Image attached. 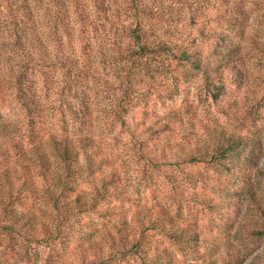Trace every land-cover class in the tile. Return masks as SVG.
<instances>
[{"label": "trees", "instance_id": "16d2710c", "mask_svg": "<svg viewBox=\"0 0 264 264\" xmlns=\"http://www.w3.org/2000/svg\"><path fill=\"white\" fill-rule=\"evenodd\" d=\"M11 5L18 19L0 45V230L10 244L16 239L47 249L45 264H237L238 253L225 248L221 255L201 251L198 215H217L210 220L220 226L235 210L222 211V202L234 205L245 197L254 204L248 235H264V203L256 197L264 191L260 129L245 119L239 127L246 134L213 126L192 105L171 102L196 74L211 102L232 120L231 81L243 77L246 55L227 30L242 28L248 4ZM213 22L224 29H210ZM198 40L217 41L218 63L207 59ZM105 93L118 114L148 120L142 123L145 147L153 162L160 158L168 167L167 180L178 190L174 210L160 201H134L120 174L106 170L108 157L92 133L94 100ZM8 94L23 111L24 136L3 114ZM158 104L165 113L148 109ZM57 112L71 123V133L53 127Z\"/></svg>", "mask_w": 264, "mask_h": 264}, {"label": "rangeland", "instance_id": "374dc122", "mask_svg": "<svg viewBox=\"0 0 264 264\" xmlns=\"http://www.w3.org/2000/svg\"><path fill=\"white\" fill-rule=\"evenodd\" d=\"M11 1L0 0V45L6 42L15 20L18 19L17 11L11 9ZM244 1L248 4L250 11L242 28L236 32L227 30L229 37L243 46L246 55L243 60L241 80H232L233 77H231L233 91L227 105L231 106L232 120L224 117L219 107L211 102L202 88L201 77L196 74L192 81L184 85V90L171 103L177 106L190 104L210 125L222 126L242 134H246L247 131L240 129V120L243 122L245 119L247 121L245 123L249 122L250 126L255 123V126L260 129L264 157V0ZM210 26L212 30L224 29L215 22ZM198 45L210 62H219L217 54L222 50L216 40H198ZM1 104L6 120L24 136L26 121L20 104L10 94L1 101ZM94 104L97 118L92 133L101 150L108 157L106 170L112 168L120 174L134 201L141 203L160 201L170 206L172 210L177 208L174 192L178 190L172 191V186L167 180L168 167L163 165L160 158L153 162L145 147L142 123L148 124V120L145 122L133 114L123 116L118 114L116 108L112 106V96L108 93L96 96ZM152 107L151 105L148 109L158 115L165 113L161 104H158L155 109ZM51 123L58 129V133H71V123L65 120L60 112L53 116ZM4 167L5 161L0 157V172ZM212 190H216V187L214 186ZM256 197L264 203L263 190L258 192ZM232 203L233 201L222 202L220 206L222 211H228L230 207L231 211L235 210L231 212V219L225 223L222 221L220 226L216 227L210 220L217 218V215H198L202 231V247L206 248V250L202 248L201 251L221 255L220 251L225 248L229 254L238 253L237 264H264V235H248V230L255 222L252 218L253 201L243 197L236 204ZM261 218L264 223V217ZM48 255L47 249L30 246L24 241L15 239L10 244L8 237L0 230V264H45L44 261Z\"/></svg>", "mask_w": 264, "mask_h": 264}]
</instances>
